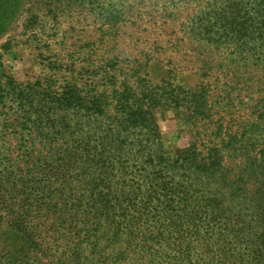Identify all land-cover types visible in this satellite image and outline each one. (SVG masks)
<instances>
[{"label":"trees","instance_id":"trees-1","mask_svg":"<svg viewBox=\"0 0 264 264\" xmlns=\"http://www.w3.org/2000/svg\"><path fill=\"white\" fill-rule=\"evenodd\" d=\"M163 1L160 0L155 8L159 13L158 19L162 18L161 23L165 22V18L172 19L173 15L162 4ZM186 1L193 3L189 9L184 8L181 21L175 24L171 20L173 27L181 33L180 38L197 41V46H204L213 54L214 60L218 61L214 65L228 66L226 71H221L222 78L207 72L214 65L211 66V59L205 60L201 56L198 58L201 71L195 91L164 79L158 84H151L144 76V66L149 60L146 56L140 63L135 60V64L123 69V74L128 76L126 80L123 77L115 80L114 74L104 72L101 82L87 84V90H80L82 95L65 81L59 92L50 99L62 111L71 112L74 117L81 116L87 123H96L82 128V122L76 118L73 122L75 128L69 132L70 135H65L71 128L66 125V131L61 132V141H64V149H67L65 157L75 155L76 148L80 149L83 143L85 149L91 148L89 140L95 135L102 140L107 139L100 142L102 146L98 144L99 149L93 147L92 151L85 150L79 173L89 175L91 163L97 161L101 162L95 173L98 177L103 173L100 168L106 169L110 163V158H107L111 154L109 150L128 143L134 144L135 155L133 164L125 163V167H131V173L142 177V181H154V185H146L144 189L138 183L130 185L132 188L126 186L119 190L124 198L112 199L116 193L111 190V184L103 186L96 181H86L82 176V189L89 196V199L84 200L87 205L80 215L85 220L73 221L78 220L73 204L66 211L70 216L67 227L74 222L67 230L80 232L72 240L74 248L69 257L73 258V264H264V0ZM132 3L129 4L131 9ZM166 41L171 42L169 37ZM169 46L173 47L174 42ZM120 59L104 58V65L114 68ZM139 67H142V74L139 73ZM252 70L256 73L254 82L251 77H245V72L250 73ZM129 77H133V81H127ZM214 98L217 104L223 102L230 108L229 112L217 111V118L212 120ZM157 106H186L191 121L196 123L203 120L202 124L211 129L216 139L203 145L204 151L195 142L173 155L158 151L156 146L153 147V144H159V135L152 118V111ZM232 106L243 107L244 110L238 111L234 117ZM103 119L105 121L102 123ZM133 135L138 136L129 138ZM50 140H56V137L52 135ZM149 143L152 146L147 148ZM29 161L24 158L23 163L28 164L27 170L30 171L35 164ZM37 165L40 167V164ZM148 169L163 173L167 180H158L159 175H156L158 179L150 176L146 172ZM119 173L123 174L125 170ZM174 175H177V179ZM26 176L25 183L15 184L13 189V197L19 194L17 200L21 207L19 203L17 207L22 215L15 224L9 226L12 239L15 240L9 247L14 248V251L30 248L32 252L38 253L42 250L38 241L41 232L27 224L31 214L26 212V205L30 206L29 209H46L49 203L45 201L53 200L50 194L54 188L41 183L36 177L27 185L28 173ZM20 178L17 176V179ZM191 180L196 183L193 184ZM222 188L228 189L229 196L236 197L239 207L235 210L238 213L235 216L238 217L242 210L248 212L241 213L243 217L235 220V228H224V231L218 228L212 232L216 241L221 243L228 240L232 247L216 248L213 252L208 249V256L203 260L201 256H193L194 253L200 254L195 245L198 244L200 250L205 249L204 241L212 235L207 228L215 223H227L224 220L227 215L220 213L222 208L228 206L222 204ZM63 190L68 194L72 192L70 190L74 191V187L66 183ZM37 191L47 196L37 195ZM58 193L61 200V187ZM67 194L63 196L64 199ZM146 196L151 198V205L145 203ZM231 200L229 198L228 201ZM117 205L134 211L140 219L138 225L130 226L131 220L126 215L108 220L107 215ZM176 208L183 211V219H187L186 222L193 227L204 220L212 224H207L209 226L206 225L198 235H194L195 231L184 232L179 227L181 221L175 219L178 216ZM130 216L133 217L132 214ZM163 220H169L167 223L172 225V230L163 231L160 228ZM146 224L152 225L154 229L150 232L142 229L139 232L138 226ZM104 226L107 228L105 236L100 233ZM46 231L61 234V216H54ZM169 239L172 240L170 248L166 243ZM82 247L84 251L80 249ZM213 256L215 261H212ZM245 257H248L247 261Z\"/></svg>","mask_w":264,"mask_h":264},{"label":"rangeland","instance_id":"rangeland-1","mask_svg":"<svg viewBox=\"0 0 264 264\" xmlns=\"http://www.w3.org/2000/svg\"><path fill=\"white\" fill-rule=\"evenodd\" d=\"M130 2H133L132 9L129 6ZM159 2L160 0H0V264H73V258L69 257L74 248L72 240L80 232L67 230L74 222L67 227V219H70V216L66 211L73 204L76 206L78 218L73 221L85 220L80 215L87 205L84 200L89 199V196L82 189L81 178L99 182L103 186L111 184V190H115L113 193H116L112 199L124 198L119 190L126 186L132 188L130 185L138 183L140 188L144 189L146 185H154V181H142V177L131 173V167H125V163L133 164L135 155L134 144L128 143L109 150L111 154L107 158H110V163L105 167L106 169L100 168L103 173L98 177L95 173L98 171L97 165L101 162L97 163V161L91 163L89 175L79 173L80 167L82 168L81 157L85 150L92 151L93 147L99 149L98 144L107 139L102 140L95 135L89 140L91 148L85 149L83 143L80 149L76 148L75 155L70 154L65 157L67 149H64V141H61V132L66 131V125L67 127L70 125L71 130L69 129L65 135H70L69 132L75 128L74 119L77 118L82 122L84 126L80 125L82 128L87 124L92 126L95 121L87 123L81 116L74 117L73 113L62 111L61 108L53 105L54 102L50 99L53 98L54 93L59 92L65 81L71 83L82 95L83 92L80 90H87V84L101 82L104 72L114 74L115 80L122 77L126 80L128 76L123 74V71L127 66L135 64L136 61L140 63V60L146 56L149 60L144 66V76L149 83L158 84L164 79L195 91L201 71L198 58L203 56L201 58L205 60L211 59V66L218 61L214 60L213 54L204 46H197V41L180 38L181 33L173 27V21L175 24L181 21L184 8L189 9L193 2L164 0L162 4L173 14L172 19L165 18L164 23H161L162 18L158 19L159 13L155 9ZM122 18L124 20H121ZM168 37L174 42L173 47L169 46L171 42L166 41ZM108 57H119L121 62L118 61L119 63L111 68L104 65L103 59ZM204 66L207 67L206 64ZM227 67L225 64L224 66L217 64L207 72L222 78L221 71H226ZM141 68L139 67L140 74H142ZM255 75L254 70L250 73L245 72V77H251L252 82ZM133 79L129 77L127 81L131 82ZM216 83L219 84L218 80ZM213 102L212 120L217 118V111L229 112L230 107L223 102L217 104L215 98ZM243 110V107H231L234 117L238 111ZM152 118L159 135V144H153V147L156 146L158 151L163 150L169 155L185 148L191 142H195L198 148L204 151L203 145L216 139L211 134V129L202 124L203 120L196 123L191 121L186 106L176 108L157 106L152 111ZM103 121L105 119L102 123ZM52 135L56 140H50ZM136 136L138 135L129 138ZM151 146L149 143L147 148ZM24 158L35 164L30 171L27 170L28 164L23 163ZM37 164H40V167ZM117 170H125V173H119ZM146 172L156 178V175H159L158 180H167V176L159 171L148 169ZM27 173L29 175L27 185L36 177L41 183L50 184L54 188L50 194L53 195V200L45 201L49 203L46 209L40 207L29 209L30 206L26 205V212L31 214L27 218V224L41 232L38 241L42 250L38 253L32 252L30 248L14 251V248L9 247L15 241L12 239V230L9 226L15 224L22 215L19 208L21 204L17 200L19 194L13 197L15 194L13 189L15 184L25 183ZM17 176L21 178L17 179ZM191 182L196 183L194 180ZM66 183L72 185L74 191L65 193L63 187ZM60 187L61 200L58 193ZM227 190L224 188L220 190L223 206L228 204L227 208H222L220 212L222 215H227L224 218L227 223H215L208 227L207 230H211V234L218 228L223 231L224 228H235L237 226L235 220L243 217L241 213L248 212L242 210L238 217L235 216L238 214L235 210L239 206L236 205V197L229 196ZM65 194L67 195L64 199ZM37 195L47 196L41 191H37ZM229 198H232L230 202ZM150 200L151 198L146 196L145 203L151 205ZM18 203L19 207H17ZM241 204L243 205L244 201ZM117 206L110 210L107 215L108 220L126 215V218L131 220L130 226L138 225L140 219L133 213L134 211ZM52 211L54 213H51ZM177 212L181 217L174 216V218L181 221L179 227L184 232L195 231L194 235H198L203 232L207 224H212L204 220L193 227L186 222L187 219H183V211L177 209ZM131 214L133 217L130 216ZM136 214L139 215V212L136 211ZM57 215L61 216V234L47 232L46 229ZM167 222L169 220H163L161 224L160 228L163 231L172 230V225ZM138 227L139 232L142 229L144 232L154 229L148 224ZM106 230L104 226L100 233L105 236ZM100 240L103 243L102 237ZM171 242V239L166 242L169 248ZM228 242L226 240L220 243L219 240H215V234H212L204 241L205 249L200 250L198 249L200 246L195 245L200 254L194 253L193 256H201L205 260L208 249L213 252L216 248L232 247ZM80 249L84 251L85 248ZM245 258L247 261L248 257ZM230 260L233 259L230 257ZM212 261H215V256Z\"/></svg>","mask_w":264,"mask_h":264}]
</instances>
